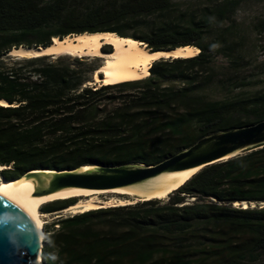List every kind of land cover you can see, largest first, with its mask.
<instances>
[{
	"label": "trees",
	"instance_id": "16d2710c",
	"mask_svg": "<svg viewBox=\"0 0 264 264\" xmlns=\"http://www.w3.org/2000/svg\"><path fill=\"white\" fill-rule=\"evenodd\" d=\"M173 10L169 0H0V167L8 168L1 171L2 178L15 181L34 170L152 166L203 137L263 121L264 92L228 101L205 95L221 75L215 57L227 61L228 71L241 61L235 44L205 40L226 11H219L216 21ZM150 17L160 18L150 33L124 34ZM84 34H115L141 43L152 54L185 47L199 53L156 60L144 79L100 86L88 83L102 64L85 57H5L13 48L48 47L53 39ZM104 48L113 52L110 45ZM235 86L242 87V82ZM169 197L166 204L154 200L60 221L51 238L55 261H47L43 249L42 262L106 264L74 251L92 239L94 226L102 223L129 239L194 237L222 230L247 233L249 252L234 254L222 264H264V147L204 168ZM186 199L194 201L185 205ZM74 203L56 200L43 210L56 213ZM186 247L145 245L135 255L184 260L190 257Z\"/></svg>",
	"mask_w": 264,
	"mask_h": 264
},
{
	"label": "rangeland",
	"instance_id": "374dc122",
	"mask_svg": "<svg viewBox=\"0 0 264 264\" xmlns=\"http://www.w3.org/2000/svg\"><path fill=\"white\" fill-rule=\"evenodd\" d=\"M169 2L173 6L175 14H189L195 18L206 17L217 21L219 20L217 13L221 10L226 11L224 18L206 34L205 40L207 43L226 42L235 44L236 54L241 57V61L237 63L234 69L228 71L225 69L228 68L227 61L220 56L215 57L213 64L221 75L214 85L205 91L209 100L228 101L246 98L255 92H264V0H221L219 2L169 0ZM158 19L160 18L150 17L139 21L131 25L128 30H124V34L138 36L150 33ZM104 46L101 47V53L111 54L114 52L111 46L113 52L105 53L110 50ZM69 59L73 58L70 57ZM8 60L2 59L6 64H9ZM88 60L95 65H103L101 59L89 57ZM100 76L98 75L99 78H102L101 74ZM225 76L229 77L225 80ZM236 78L238 82L235 83L233 80ZM227 80H231L232 84H228ZM91 82L88 84L93 85L94 82ZM240 82H242V87L236 88L238 85L235 86V84H240ZM2 170H8V168L3 167L0 169V173ZM1 181L7 182L0 175V184ZM97 197L101 201L130 199L117 194H99ZM169 198L168 196L165 200L156 202L166 204ZM84 199V197L73 199L75 200L74 205ZM193 201L194 199H186L184 204H190ZM136 203L140 202L137 200ZM46 204L38 208L44 235L41 253L45 249L47 261L53 262L56 258V251L51 246V238L57 232L59 222L88 211L75 214L65 212L68 209L66 208L56 213H45L43 209ZM126 206H132V204ZM251 207H255V205L252 204ZM94 230V237L76 246L74 251L77 254L88 255L93 260H103L106 264H222L232 255L247 253L251 248L250 234L234 235L225 230L212 231L208 235L194 237L191 235H153L135 239H129L124 233H112L102 223L95 225ZM145 245H161L171 248L185 245L186 248L189 247L190 257L184 260L173 257V255H154L147 260L137 258L136 249ZM36 264H44L41 256L40 260H36Z\"/></svg>",
	"mask_w": 264,
	"mask_h": 264
},
{
	"label": "water",
	"instance_id": "95a60500",
	"mask_svg": "<svg viewBox=\"0 0 264 264\" xmlns=\"http://www.w3.org/2000/svg\"><path fill=\"white\" fill-rule=\"evenodd\" d=\"M52 42L48 47L19 48L40 53L50 48ZM19 48L11 49L5 57L18 58L13 56L12 52ZM41 56L57 57L53 54L32 57ZM176 58L180 57L167 59ZM263 147L264 120L255 125L234 128L203 137L191 147L152 166L127 164L116 167L84 166L88 168L80 167L74 170L59 171L34 170L27 172L15 181H30L33 185L32 196L36 198L67 191L125 190L137 194L136 199L143 203L154 201L149 199L152 194L160 190L163 181H167L175 174L196 170L175 189L169 191L166 197L176 192L204 168L226 162ZM41 249L42 244L38 230L28 214L16 204L0 198V264H36Z\"/></svg>",
	"mask_w": 264,
	"mask_h": 264
},
{
	"label": "bare ground",
	"instance_id": "6f19581e",
	"mask_svg": "<svg viewBox=\"0 0 264 264\" xmlns=\"http://www.w3.org/2000/svg\"><path fill=\"white\" fill-rule=\"evenodd\" d=\"M52 46L44 52H36L19 48L13 50L12 55L17 56L18 59L31 58L32 56L42 54H53L56 56H67L71 58L94 57L101 59L103 65L93 75L94 84L113 85L122 82H130L144 79L148 76L150 65L159 59H167L169 57L190 58L196 56L199 51L192 47L178 48L172 52H158L150 53L141 43L129 39L119 38L112 34H84L80 36H70L59 41L52 40ZM103 45H110L113 47L112 54H103L100 52ZM34 58V57H32ZM101 74L102 78H98ZM4 105V102H0ZM87 169L88 167H84ZM2 169V167H0ZM196 170L184 173L175 174L167 181L162 182L159 191L154 192L149 199L165 200L166 194L175 189L183 180L189 178ZM182 178V180H180ZM33 185L30 181L19 180L15 182L1 181L0 184V198H3L10 203L19 206L35 224L39 238L43 240L42 221L38 208L53 200H66L84 197L76 205L68 207L65 212L83 213L90 210H97L101 208H113L126 205H133L137 202L136 196L133 192H126L125 190L112 191H67L58 193L48 197L36 198L32 196ZM99 194H117L120 196H128L130 199H110V201H101L97 196ZM96 196V197H94ZM154 196V197H153ZM238 205V204H236ZM245 208V203H242ZM41 253V251H40ZM41 254L38 255L37 260H40Z\"/></svg>",
	"mask_w": 264,
	"mask_h": 264
},
{
	"label": "clouds",
	"instance_id": "9594fccd",
	"mask_svg": "<svg viewBox=\"0 0 264 264\" xmlns=\"http://www.w3.org/2000/svg\"><path fill=\"white\" fill-rule=\"evenodd\" d=\"M213 47H216V45H213Z\"/></svg>",
	"mask_w": 264,
	"mask_h": 264
}]
</instances>
